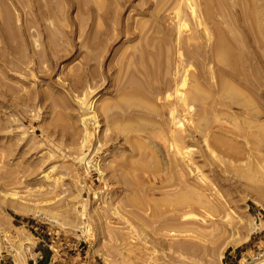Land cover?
<instances>
[{"label":"rangeland","instance_id":"1","mask_svg":"<svg viewBox=\"0 0 264 264\" xmlns=\"http://www.w3.org/2000/svg\"><path fill=\"white\" fill-rule=\"evenodd\" d=\"M205 4L0 0V264H264V0Z\"/></svg>","mask_w":264,"mask_h":264},{"label":"bare ground","instance_id":"2","mask_svg":"<svg viewBox=\"0 0 264 264\" xmlns=\"http://www.w3.org/2000/svg\"><path fill=\"white\" fill-rule=\"evenodd\" d=\"M181 2V1H180ZM191 3V2H190ZM179 4V3H178ZM188 4V3H187ZM211 4V0H206V4L207 8L204 9V11L206 10V15L207 17H209L211 15L209 7ZM172 5V4H171ZM180 5V4H179ZM204 5V7H205ZM177 8H179L177 6ZM174 9V8H173ZM176 16L179 18L180 17V9L176 11ZM182 19V17H180ZM212 20V19H210ZM219 21V20H216ZM223 23V22H222ZM183 24H180V26ZM223 25V24H222ZM178 26V25H177ZM219 27V26H217ZM180 30V29H179ZM216 30V29H215ZM234 31V30H233ZM251 31V30H250ZM177 33V32H176ZM208 33V32H207ZM180 34V33H179ZM209 34V33H208ZM145 35V34H144ZM194 35V34H193ZM197 35V34H196ZM216 38L217 40L215 41V45H213L214 47V55H215V59L221 63V64H225L228 65L232 70L237 69V62H238V56H234V50L232 49L231 45L229 44V42L227 41L226 37L223 35L222 32H220L219 30H216ZM190 37V36H189ZM189 40V39H188ZM215 40V39H214ZM177 45V44H176ZM191 45V44H189ZM167 46V45H166ZM234 48V46H233ZM259 51V50H258ZM262 51V50H261ZM264 52V50H263ZM258 53V52H257ZM179 54H181L180 50H179ZM179 55V56H180ZM153 57V56H152ZM144 59V58H143ZM182 60V59H181ZM183 62V61H182ZM181 62V63H182ZM176 66V65H175ZM257 67V66H256ZM176 75L178 76L179 74V70L176 68ZM246 76V75H245ZM192 81V80H191ZM190 81V82H191ZM219 82V81H218ZM186 84H190L188 79H187V75L185 73V75L183 76L181 82L177 83L176 87H173L174 89L170 91L169 89V85L167 86V90L168 93L165 96V104L166 106H168L170 108V116L172 118V121L175 124H183L184 121H182L180 118H178L179 114L183 115V118L186 119L189 122H191V118L188 116L189 114H191L193 107L195 106V104H193V100L196 96V92L199 90V88L197 87V85L195 87H189L184 89ZM193 86V85H192ZM228 88H232L230 84L227 85ZM159 88V87H158ZM231 90V89H230ZM200 91V90H199ZM198 91V93H199ZM222 91V90H221ZM231 92V91H230ZM143 93V92H142ZM197 93V95H198ZM202 93V92H201ZM200 94V93H199ZM225 94V93H224ZM233 96V95H232ZM238 96V95H237ZM248 102V101H247ZM241 103V101H240ZM248 108V107H247ZM92 109V103L89 105V111L86 112H90V110ZM194 111V109H193ZM196 112V111H195ZM182 118V117H181ZM193 118V117H192ZM171 121V122H172ZM172 122V123H173ZM171 123V124H172ZM246 123V122H245ZM178 127V126H177ZM182 126H180L181 128ZM185 128V127H184ZM176 129V127H175ZM185 131V130H184ZM194 131V130H193ZM172 132V130H171ZM172 134V133H171ZM181 134V133H180ZM177 134V132L172 136V140H171V144L172 147H174V149L176 150V153L179 154L183 159V160H190V158L185 159V155L186 153L188 154L189 152L187 151H183V148H180L181 146L179 145V141L181 139V135ZM218 134V133H217ZM185 137V136H184ZM218 137V136H217ZM183 138V137H182ZM186 138V137H185ZM227 138V137H226ZM231 139V138H230ZM250 139V138H249ZM166 140V139H165ZM224 140V139H223ZM217 141V140H216ZM231 141V140H230ZM167 142V141H166ZM226 142V141H225ZM168 143V142H167ZM239 144V143H238ZM222 145V144H221ZM225 145V144H224ZM168 146V145H167ZM188 147V146H187ZM185 148V147H184ZM233 148V147H232ZM239 151V150H237ZM241 151V150H240ZM239 151V152H240ZM241 154V153H240ZM178 155V156H179ZM189 156V155H188ZM175 161V160H174ZM191 163V162H190ZM194 171V170H193ZM182 209V208H181ZM180 211V210H179ZM187 214V213H186Z\"/></svg>","mask_w":264,"mask_h":264},{"label":"crops","instance_id":"3","mask_svg":"<svg viewBox=\"0 0 264 264\" xmlns=\"http://www.w3.org/2000/svg\"><path fill=\"white\" fill-rule=\"evenodd\" d=\"M38 258L42 259V258H43V255H41V256H40V257H38Z\"/></svg>","mask_w":264,"mask_h":264}]
</instances>
